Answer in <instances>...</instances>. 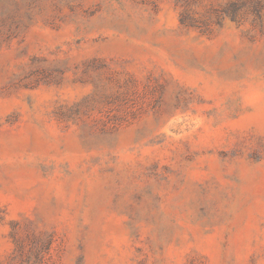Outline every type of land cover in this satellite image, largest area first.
I'll return each instance as SVG.
<instances>
[{
    "label": "rangeland",
    "instance_id": "374dc122",
    "mask_svg": "<svg viewBox=\"0 0 264 264\" xmlns=\"http://www.w3.org/2000/svg\"><path fill=\"white\" fill-rule=\"evenodd\" d=\"M0 264H264V0H0Z\"/></svg>",
    "mask_w": 264,
    "mask_h": 264
}]
</instances>
